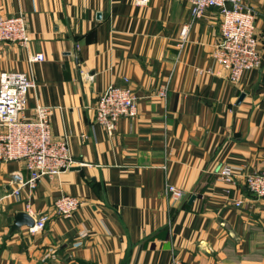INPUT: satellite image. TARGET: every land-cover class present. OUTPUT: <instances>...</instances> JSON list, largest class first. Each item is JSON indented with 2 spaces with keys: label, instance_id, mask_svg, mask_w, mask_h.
I'll use <instances>...</instances> for the list:
<instances>
[{
  "label": "crops",
  "instance_id": "crops-1",
  "mask_svg": "<svg viewBox=\"0 0 264 264\" xmlns=\"http://www.w3.org/2000/svg\"><path fill=\"white\" fill-rule=\"evenodd\" d=\"M243 1L256 12L261 64L231 82L213 72L217 7L193 17L189 0H0V15L23 14L30 37L0 41V71L33 77L24 114L52 106L51 134L79 162L29 188L22 160H0V264H264V198L244 183L264 168V0ZM36 52L43 59L29 61ZM109 83L136 96L135 116L111 133L94 117ZM61 193L80 198L68 217L53 208ZM27 202L47 215L44 228L10 231Z\"/></svg>",
  "mask_w": 264,
  "mask_h": 264
},
{
  "label": "built area",
  "instance_id": "built-area-1",
  "mask_svg": "<svg viewBox=\"0 0 264 264\" xmlns=\"http://www.w3.org/2000/svg\"><path fill=\"white\" fill-rule=\"evenodd\" d=\"M143 3L146 0H135ZM193 17L201 15L208 7H217L220 12V37L213 45L211 55L218 65L215 74L238 82L242 74L261 64V55L255 34V10L243 0H189ZM189 23L182 25L177 43L180 50L187 38ZM8 40L27 46L30 37L23 14L0 15V41ZM43 54L36 52L29 61L41 60ZM126 80V79H125ZM35 86L33 77L26 71L6 69L0 71V160H22L28 172L23 184L34 188L42 177L54 178L73 167L77 162L69 148L65 135L53 137L50 129L52 106L36 103L32 116L23 112L28 92ZM166 87L161 85L157 94L164 97ZM136 114V96L128 85L109 83L98 95L95 104V120L111 133L121 117ZM233 170L228 165L219 168V176L225 181H233ZM244 183L254 196L264 198V168L247 173ZM20 187L13 193L17 194ZM173 200L183 198L185 192L174 184H166ZM241 199L234 202L240 205ZM80 198L76 195L61 193L53 208L61 217H68L78 208ZM26 212L33 218L27 225L30 233L42 230L47 215L34 214L26 203ZM171 264H182L173 257Z\"/></svg>",
  "mask_w": 264,
  "mask_h": 264
},
{
  "label": "water",
  "instance_id": "water-1",
  "mask_svg": "<svg viewBox=\"0 0 264 264\" xmlns=\"http://www.w3.org/2000/svg\"><path fill=\"white\" fill-rule=\"evenodd\" d=\"M193 197L194 196L192 195L191 199ZM32 223H33V218L27 212L19 211L16 213V216L10 225V231L17 229L21 225H31Z\"/></svg>",
  "mask_w": 264,
  "mask_h": 264
}]
</instances>
